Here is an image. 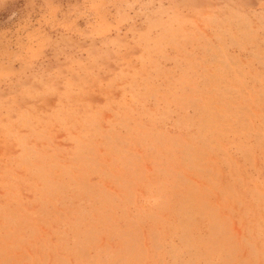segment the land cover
<instances>
[{"label":"rangeland","instance_id":"1","mask_svg":"<svg viewBox=\"0 0 264 264\" xmlns=\"http://www.w3.org/2000/svg\"><path fill=\"white\" fill-rule=\"evenodd\" d=\"M0 264H264V0H0Z\"/></svg>","mask_w":264,"mask_h":264}]
</instances>
